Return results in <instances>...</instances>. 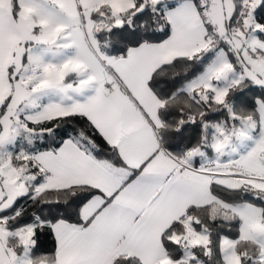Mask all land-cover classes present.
Listing matches in <instances>:
<instances>
[{
    "label": "snow or ice",
    "instance_id": "6c2138e0",
    "mask_svg": "<svg viewBox=\"0 0 264 264\" xmlns=\"http://www.w3.org/2000/svg\"><path fill=\"white\" fill-rule=\"evenodd\" d=\"M0 264H264V0H0Z\"/></svg>",
    "mask_w": 264,
    "mask_h": 264
}]
</instances>
